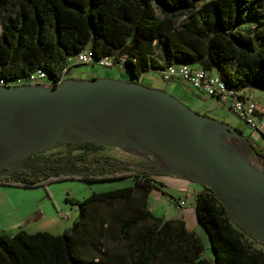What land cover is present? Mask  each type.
Wrapping results in <instances>:
<instances>
[{"label": "trees", "instance_id": "1", "mask_svg": "<svg viewBox=\"0 0 264 264\" xmlns=\"http://www.w3.org/2000/svg\"><path fill=\"white\" fill-rule=\"evenodd\" d=\"M88 46L98 58L114 56L136 78L171 64H200L217 67L238 90L264 88V0H0V78L12 81L43 69L58 81L68 59ZM74 148L86 159L105 146L83 142ZM251 148L264 159V147ZM66 167L85 170L74 160ZM69 178L134 183L68 197L80 213L62 234L1 233L0 264H264V244L240 228L205 185L195 208L210 236L211 257L184 218L153 213L149 195L157 184L148 171L14 170L0 176V184L45 187Z\"/></svg>", "mask_w": 264, "mask_h": 264}, {"label": "water", "instance_id": "2", "mask_svg": "<svg viewBox=\"0 0 264 264\" xmlns=\"http://www.w3.org/2000/svg\"><path fill=\"white\" fill-rule=\"evenodd\" d=\"M126 71L128 80L66 78L55 86L0 85V152L6 155L0 157V172L4 170L0 176L31 170L21 165L25 158L66 142H128L154 150L208 186L229 217L264 244V171L228 147L221 149L203 127L220 125L229 135L241 134L195 111L172 93L140 83V78ZM119 114L122 120H115ZM92 120L101 122L107 140L70 138V134L84 132V123L91 127ZM39 129L46 130L44 136L37 135ZM117 132L121 134L116 136ZM131 134L141 144H132Z\"/></svg>", "mask_w": 264, "mask_h": 264}, {"label": "crops", "instance_id": "3", "mask_svg": "<svg viewBox=\"0 0 264 264\" xmlns=\"http://www.w3.org/2000/svg\"><path fill=\"white\" fill-rule=\"evenodd\" d=\"M156 57L162 62L161 54L158 53ZM211 71L219 75V69L217 67L212 68ZM95 72L94 68L88 65L75 64L70 68L68 75L80 74V79H87L93 78ZM127 76L128 78L124 71L119 78L128 80L129 75ZM139 80L140 83L146 81L148 86L162 88L172 93L199 113L209 115L221 122L243 130V136L248 140L250 146L251 143H256L264 147V134L251 129L249 126L250 130H248L246 124L239 119L229 103H224L210 96L208 93L194 88L191 84L182 79L174 78L171 80H164L160 72L156 70L146 72ZM244 91L249 97L256 99L264 105V88L253 86L245 88ZM90 153L91 151L88 153V156H90ZM251 158L255 162V165L258 164L264 169V159L262 157L254 153V156ZM150 165L152 166L151 168L147 167L143 171L151 173V176L156 180L155 184H157V187L154 188L149 195V205L153 213L165 219L184 218L188 228L196 231L202 237L197 228L198 225L202 224L198 222L196 217L195 196L197 192L205 189L204 184L201 181L190 178L184 169L174 167L170 163H164L163 165L160 163H150ZM41 187L42 186L29 188L0 184V234L5 232L14 235L21 229L30 233L49 231L53 234H62L73 225L72 222L76 220L75 215H72L73 219L69 217V220H62L65 219V212L63 209L60 211L55 205L56 211H46V207L49 205L46 201L38 204L34 203L30 209L28 204L29 200H18V198L26 194L27 191L37 190ZM180 199L186 200L184 206L178 204V200ZM48 220L56 222V224L54 227L43 228L47 226L44 222ZM205 246L206 255L211 257V242L209 246L205 243Z\"/></svg>", "mask_w": 264, "mask_h": 264}, {"label": "rangeland", "instance_id": "4", "mask_svg": "<svg viewBox=\"0 0 264 264\" xmlns=\"http://www.w3.org/2000/svg\"><path fill=\"white\" fill-rule=\"evenodd\" d=\"M258 47H259V43L255 46V48L257 49ZM88 66L94 68L96 72L93 77H96V78L97 77L119 78L121 77L124 71L126 72V77L128 78L127 76L128 73L126 69L120 66H116L114 68H109V69L107 68L103 69L102 67L96 66V65H88ZM67 78L80 79V74H75V75L69 74ZM142 84L148 86V83L146 81H144V83ZM221 128L224 129L223 127ZM247 129L250 130L248 126H247ZM119 134L121 133L117 132L116 136H118ZM224 135H228L229 137L233 138L236 143V146L229 145L228 146L229 149H227L228 151L230 150V152L238 153L240 156L248 160L249 163L252 162L251 164H254V166L264 171V169L260 165L258 164L255 165V162L251 159V157L254 156V153L251 149L250 143L244 136L229 135L227 134L225 129H224ZM107 138H108V135H107ZM133 140H135V142ZM136 141L138 140L131 134L130 142L136 145ZM77 143H83V142L70 141V142L60 144L56 146L55 148L28 156L27 158L24 159L21 165L29 167L32 171L46 174L49 172L50 169L54 168V166H58L60 164L65 166V169L63 172L67 173L69 169L66 168V164H68L69 161H73V160H77V161L80 160L81 161L80 164L84 169H86V167H89V168L92 167L94 170H101L105 168V166L101 167V163L99 164L97 162L105 161L110 165H118L119 170L124 171L128 169L133 172L143 171L147 167L151 168L152 166L150 165V163H155V164L160 163L161 165H163L164 163L165 164L169 163L167 160H164L161 156H158L154 152V150L150 148L142 149L140 147L131 146L128 142L122 145H118V144L104 145L105 148L92 150L90 153V156L92 157L88 156L86 159H83L79 157L81 154H83V151L81 149L74 148V144H77ZM242 145L248 146L247 154L245 153V151L240 149ZM238 146L240 148H238ZM225 148H226L225 146H222L221 149H225ZM1 154L2 152H0V157L6 156V155H3V154L1 155ZM86 162L87 163L93 162V165H88ZM3 171L4 170H1L0 173H3ZM106 171L112 172L113 170L110 167ZM75 172H78L79 174H81L83 173V170L81 171L78 170ZM132 184H133V178H126V179L112 180V181H97V182H88V181H84L80 179L69 178V179H65L62 181H56V182L50 183L46 185L45 187L42 186L41 188L37 190L27 191V193L21 195L18 198V200H21V201L26 200V199L27 201L29 200L28 204L30 206V209L34 203L38 204V203L46 201L47 204H49L46 207V211H52V210L56 211V208H58L60 211L63 209V211L65 212V219H62V220L66 221V220H69L70 218L73 219L72 215H75L76 217L75 219H77L80 213V209L78 205L71 204L69 202L66 203L68 197L74 198V199H83L89 196L94 191L95 192L106 191L110 189L130 186ZM19 192H26V191H19ZM54 205L56 206V208L54 207ZM196 217H197V212H196ZM198 222H199V219H198ZM44 223L47 226L43 228L54 227V225L56 224V222H52L50 220L45 221ZM73 223L74 222H72V224ZM197 228H198L199 233L202 235L206 245L209 246L210 236L206 228L204 227V225H198Z\"/></svg>", "mask_w": 264, "mask_h": 264}, {"label": "built area", "instance_id": "5", "mask_svg": "<svg viewBox=\"0 0 264 264\" xmlns=\"http://www.w3.org/2000/svg\"><path fill=\"white\" fill-rule=\"evenodd\" d=\"M122 59H124V57ZM75 64L96 65L105 69L114 68L116 66L123 67L122 63L117 62L114 56L98 58L92 48L88 46L75 57L68 59V64L62 71L58 81L50 80L45 70L38 69L27 77L12 81L0 78V85H57L67 78L70 68ZM159 72L164 80H171L174 78L182 79L191 84L194 88L202 90L224 103H229L234 112H236L238 117L247 126L264 134V105L256 99L249 97L244 90H238L228 85L225 80L219 75L214 74L210 69L200 64L178 63L167 65L159 70ZM97 163H101V167L105 166V170L111 167L113 170L112 172L123 171L119 170L118 165H110L105 161ZM87 164L93 165V162ZM178 204L184 206L186 200L180 199L178 200Z\"/></svg>", "mask_w": 264, "mask_h": 264}, {"label": "bare ground", "instance_id": "6", "mask_svg": "<svg viewBox=\"0 0 264 264\" xmlns=\"http://www.w3.org/2000/svg\"><path fill=\"white\" fill-rule=\"evenodd\" d=\"M111 110L112 111L109 112L110 114L113 112V109H111ZM137 117L139 118V114H136V118ZM116 119L122 120L121 114H119L118 117H115V120ZM91 122H92L91 127L88 126L87 123H84V125H85V126H83V128H85V129H83L84 132L83 133L70 134V138H72L74 140H81V139H84L86 136L87 137L91 136V137L97 138L99 140H105V139L107 140V133L103 132V130L100 129V127L102 126L101 122L95 121V120H92ZM221 127L218 125H211L210 124L208 126H204L203 128L205 130L204 132H206L209 136H211L214 143L217 144L220 148H222V146L228 147L229 145L236 146L235 140L233 138L229 137L228 135H224V129H222ZM45 132H46L45 129H39V130H37V135L39 137L40 136L42 137V136H44ZM133 141L135 142V140H133ZM241 143H243V142H241ZM136 144H141V143L139 141H136ZM238 148H240V147L238 146ZM240 149L245 151L246 154L248 153V146L247 145H242V147Z\"/></svg>", "mask_w": 264, "mask_h": 264}, {"label": "flooded vegetation", "instance_id": "7", "mask_svg": "<svg viewBox=\"0 0 264 264\" xmlns=\"http://www.w3.org/2000/svg\"><path fill=\"white\" fill-rule=\"evenodd\" d=\"M74 161L78 162V164L80 165V167L83 168V167L81 166V164H80V162H81L80 160H78V161H77V160H74ZM66 168H67V167H66ZM64 169H65V166H63V165L60 164V165H58V166H54V168L50 169V171H53V172H50V171H49V172L46 173V174H43V173H42V174H43V175H48V174H50V175H52V174H53V175H56V174H58V173H61V174H79L78 172H75V171H78V170L72 171V170H70V169H69V171H67V173H64V172H63ZM83 169H84V168H83ZM89 169H90V170H94L92 167H90V168H89V167H88V168L86 167V169L83 170V173H84V172H87ZM80 171H81V170H80ZM81 174H82V173H81Z\"/></svg>", "mask_w": 264, "mask_h": 264}]
</instances>
